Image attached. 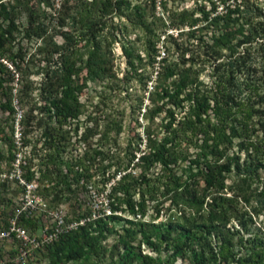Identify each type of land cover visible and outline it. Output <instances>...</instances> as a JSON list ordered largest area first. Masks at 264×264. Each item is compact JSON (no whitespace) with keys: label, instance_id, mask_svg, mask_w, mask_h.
Returning a JSON list of instances; mask_svg holds the SVG:
<instances>
[{"label":"trees","instance_id":"trees-1","mask_svg":"<svg viewBox=\"0 0 264 264\" xmlns=\"http://www.w3.org/2000/svg\"><path fill=\"white\" fill-rule=\"evenodd\" d=\"M220 1L224 4V12L212 14L208 10H201L202 19L215 29L222 30L213 36V48L216 50L223 46L231 53L232 47L228 43L236 31L232 30V23L238 22L240 17L244 18L242 25L246 23L252 34L251 21L249 17L246 20L244 12L247 7L245 9L242 2L233 0L230 4L227 0ZM212 4L215 9L216 5ZM75 5L77 16L72 17L73 28L77 27L78 30L74 35L64 33L65 43L58 44L52 37L47 39L49 36H39L43 37L51 52H59L62 63L58 72H52V76L44 80L46 82L43 83L44 89L38 95L39 98L36 99L32 94L31 80L25 79L23 82L22 78L17 79L21 85L14 96L22 110L20 123L23 140L20 148L24 155L21 160L27 162L38 158V164L41 165L37 171L27 168L23 177L26 181L49 178L41 190L52 193V199L59 204L75 192V188L71 187L73 181L83 178L81 187L86 191L87 186L92 184L107 188V183L116 177L117 171L123 173L109 187L112 214L90 220L61 234L43 249H37L34 255L44 251L46 264H68L71 261L73 264H84L93 255L104 254L108 249L104 241L115 233L114 243L109 247L112 254H118L114 264H174L178 257L186 258L189 264H264V240L255 236L244 239L243 234L235 239L238 231L228 225L230 219L237 216L233 203L238 194L230 196L220 191L228 173L234 171L246 179L258 175L259 169H264V65L260 70L259 82L245 84L246 89H242L237 74L243 69L235 62L239 57L233 59L228 56L227 60L215 63L212 80L205 82L197 76L198 70L193 69V63H188L189 58L184 56L192 50L175 38L174 46L181 49L177 52V59L173 60L167 50L160 60L158 76L154 84L149 86L151 89L148 92L151 105L146 110L147 117L153 119L160 115L158 126L161 136L153 137L151 132L146 131V150L142 151L137 146V153L130 152L126 162H120L116 152L118 148L90 146L86 141L87 134L82 135L85 142L82 152L68 155L66 148L71 145L69 133L71 130L77 133L68 119H77L83 112L79 92L88 79L103 81L117 75L111 60L112 41L118 36L110 24L107 25L110 36L102 34L108 23L105 17L112 11L125 14V22L118 29L123 35L122 53L131 76H144L148 65L154 67V44L159 38L154 32L155 24L145 17V7L138 3L131 4L129 0H75ZM8 7L7 3L0 2V17L8 20L5 25L0 22V90L4 94L0 106L11 114L15 112L12 86H4V76L13 79V75L4 59H8L17 69H20V64L10 56V44L14 39L12 30L16 26ZM128 27L141 30L143 36H135L131 40L125 36ZM192 33L193 30L186 34ZM183 34L184 31L179 32V35ZM140 39L143 54L135 46V41ZM246 41L245 38L243 42ZM39 49L44 51L43 47ZM74 57L79 59L74 60ZM77 61L80 62L77 64ZM83 70L85 76H81ZM146 77H149L148 73ZM51 116L55 124L49 119ZM34 127H41L43 132L51 131L52 143L47 145L43 141L37 148L35 142L26 141L28 132ZM259 133L262 135L259 139L252 138ZM236 138L239 140L235 142ZM29 144L31 149L27 151L24 148ZM234 144L238 145L239 151L245 152L242 161L238 153H231ZM190 148L193 149V157H190ZM13 158L14 154H10V160ZM133 159L138 161L137 167L140 168L136 176L127 172L128 164ZM186 161L190 167L195 165L194 171L189 173L195 179L190 186L171 177L173 167ZM155 164L160 165V171L151 174ZM69 174H73L72 179H69ZM199 175L203 176V189L198 183ZM91 179L96 180L89 183ZM141 187H145L149 199L162 187L161 196L170 200L166 206L168 214L165 220L154 221L159 216L160 208L152 219L143 218L145 203L131 198ZM96 189L100 192L104 190ZM116 192H121L127 198L116 196ZM87 212L77 214L73 210V216L78 217ZM121 212H127V215H121ZM116 220L124 222L121 233L113 226ZM21 223L31 231L39 226L34 217L22 216ZM139 234L140 241L157 252L156 256L142 253L140 242L134 244ZM236 245L248 249V252L236 253ZM161 251L166 252L164 257ZM12 252L16 250L12 248ZM6 261L7 264L13 263L11 260Z\"/></svg>","mask_w":264,"mask_h":264},{"label":"rangeland","instance_id":"rangeland-1","mask_svg":"<svg viewBox=\"0 0 264 264\" xmlns=\"http://www.w3.org/2000/svg\"><path fill=\"white\" fill-rule=\"evenodd\" d=\"M2 1L9 5L10 17L14 19L16 26L12 30L14 39L10 44V56L18 60L20 64V69H17L8 59H4L11 75H13V79H10L7 75L4 76V86H12V103L15 107V112L10 114L2 110L0 106V172L9 175L10 172H13L14 166L12 162H15V158H21L24 155V152L20 148L23 140L20 123L22 110L19 108L14 96V92L21 85L17 79L22 78L23 82L25 79L31 80L33 85L32 94L38 99V95L44 89L43 83L46 82L44 80H47V76H52V72H58L62 64L59 52H51V48L47 47L43 37L39 36H49L47 39L52 37L53 41L61 44L65 43L64 33L74 35L78 28H73L74 19L72 17L77 16L75 0H0V2ZM235 1L242 2L245 9L247 7L244 15L246 16V20L249 17V21H251L252 34H250L246 23L242 25L244 18L240 17L238 22L232 23V30L236 31L230 43H228V46L232 47L231 53H229L228 49L223 46H220L221 48H217L216 50L215 47L213 48V36L220 34L222 30L220 28L215 29V27L207 24L202 19L201 10H208L212 14L215 12L222 14L224 12V4L220 0H129L131 4L138 3L145 7V17L155 24L154 32L159 37L155 40L154 44L156 49L154 67L148 65L146 73L140 77L133 76V74L131 76L128 72L129 68L126 67L125 57L122 53L121 38L123 35H121L118 28L121 23L125 22V14H119L115 11L109 13L105 17L108 23L106 22L107 24L102 34L110 36L108 35L110 32L107 25L114 26L113 32L118 37L112 41L111 61L117 75L103 81L99 79H88L86 81V85L78 94L79 100L83 104V112L77 119H68L69 124L72 128H76L77 133H74V130H71V133H69L71 145L66 148V153L69 155V153L77 154L82 152L85 143L82 135L87 134L86 141L89 142L90 146L96 147V145H100L118 148L116 152L120 162H126L127 158L130 157V152L134 151L135 154L137 153L135 151L137 146L142 151L146 150V131L151 132V136L153 137L161 136V130L158 126L161 120L160 115H156L153 119L147 117L148 112L146 110L151 105L148 92L151 89L149 86L154 84L158 76L157 72L161 64L160 60L167 50L171 53L170 57L173 60L177 59V52L181 49L178 50L174 46L175 38L186 45L189 50H192L186 52L184 56L185 58H189L188 63H193V69L198 70L197 76L205 82L212 80V71L215 63L227 60L228 56H232L233 59L239 57L235 62L239 63L243 69L237 74L242 89L246 87L245 84L259 82L260 70H262L264 65V32L262 31L264 24V0ZM212 2L216 5L215 9L212 8ZM227 2L231 4L234 1L227 0ZM61 20L64 21L62 22L63 24ZM193 20L194 22H192ZM0 22L5 25L8 20L0 17ZM37 26H40V28ZM192 30V34H186ZM180 31H184L182 36L179 35ZM168 34L172 35V37L170 38ZM125 36H129L132 40L135 36H143V32L139 29L132 30L128 27V34ZM245 38L247 41L243 42ZM123 40L125 41V38ZM135 46L143 54L142 39L135 41ZM40 47H43L44 51L41 52ZM61 51H65V49ZM45 55L46 57H44ZM78 59V57H74V60ZM79 62L77 61V64ZM147 73L149 77L145 78ZM81 76H85L84 70L81 72ZM145 81L146 83L144 84ZM3 101V90H0V102ZM49 119H51L52 124H55L52 116ZM50 132H43L41 127H34L28 132L25 140L31 143L35 142L37 148L40 147L43 141L49 145L53 140V134H50ZM261 136V133L254 134L252 138L257 140ZM238 140L236 138L235 142ZM24 149L29 151L31 149L30 144ZM192 150L190 148V157H193ZM38 152L43 153L42 151ZM231 153H238L241 156L240 161L243 160L245 154L243 150H238L237 144H234ZM10 154H14L12 160H10ZM38 162V158L27 162L20 160V167L24 173L30 167V170L34 169L37 171L41 167ZM137 162L136 159H133L127 167V172L133 176H136L140 170L137 167ZM44 168L42 167V169ZM194 169V164L190 167L188 161L183 162L179 166L173 167L171 177L184 181L190 186L194 183L195 179L189 173L193 172ZM63 170L66 172L65 169ZM159 171L160 165L155 164L150 173L156 174ZM117 172L116 177L110 179L111 182H114L123 173L122 171ZM36 175L39 176L38 173ZM72 175L69 174V179H72ZM95 178L97 179L98 177L96 176ZM48 179L43 178V181L41 179L37 181V192L44 196L51 203V206H57L52 199V193L41 190L43 185L48 183L46 181ZM197 179L199 186L203 189V176L199 175ZM82 180L83 178H80L79 181H73L71 187L75 188V192L69 194L68 200H63L68 215H73V210L77 214L89 210L91 201L89 200L87 191L81 187L83 184ZM94 180L91 179L88 182L93 183ZM14 181V179L9 177H0V226L5 224L13 214L16 196L21 191V188ZM92 185L93 187L96 185L95 187L100 190L105 188L101 187V184ZM10 190H14L12 194L9 193ZM145 190V187H141L131 197L136 202L143 200L142 202L145 203L143 218L145 220L152 219L157 209L160 208L159 216L154 221L165 220L168 214V207L166 206L170 203V200L169 198H165V196H161L162 187L156 193H153L152 196L150 195L152 199L148 198L149 194ZM220 191L230 196L238 194L233 203L237 216L232 217L228 223V225L233 226L238 231L234 238L237 239L239 235L243 234L244 239L255 236L258 239L264 240V169H259L258 175L246 179L243 175H237L232 171L225 176L224 187ZM115 194L120 198H127L121 192L120 194L118 192ZM94 202L98 204L104 203L103 196H98ZM122 207L124 208V204ZM117 214L120 213L117 212ZM122 214L127 215V212H121ZM36 216L35 219L39 224L47 221V214L44 212L37 213ZM123 223L121 220H116L113 226L121 233L123 232L121 229ZM115 238V233L109 235L104 241L108 248L107 251H104V254L93 255L84 264H114L118 254L117 252L112 254L109 247L114 243ZM140 239L141 234L137 236L134 244L140 242L139 248L142 250V253L156 256L157 252L141 242ZM12 247L13 245L10 242L2 244L0 247V259L11 260L15 256V253L12 252ZM234 250L238 254L248 252V249L241 248L239 245H236ZM43 252H37L25 264H46L47 260ZM165 254V251L161 253L163 257ZM71 262H68V264H73ZM81 262L83 261H78L77 263ZM174 264H189V260L178 257Z\"/></svg>","mask_w":264,"mask_h":264},{"label":"built area","instance_id":"built-area-1","mask_svg":"<svg viewBox=\"0 0 264 264\" xmlns=\"http://www.w3.org/2000/svg\"><path fill=\"white\" fill-rule=\"evenodd\" d=\"M21 158H15L12 162L13 172H0V177H9L14 179L21 191L16 196V205L13 214L8 218L5 224L0 226V247L5 242H10L13 249L16 250L15 256L11 259V264H25L29 258L34 257L37 249H43L46 245L57 240L59 236L69 230L76 229L90 220L99 217H105L112 214L109 205L108 191L112 184L107 183V188L98 191L93 185L87 186V194L91 201L87 213L81 216L68 215L65 210V204H55L51 206L50 202L37 192L38 183L36 180L26 181L23 177V171L20 167ZM104 192V193H103ZM102 195L104 203L98 204L95 199ZM44 212L47 214V221L39 224L36 230H29L21 223V217H37L36 214ZM6 260H1L0 264H7Z\"/></svg>","mask_w":264,"mask_h":264}]
</instances>
